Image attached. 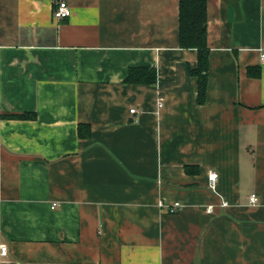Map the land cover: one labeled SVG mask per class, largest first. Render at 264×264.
<instances>
[{"label": "crops", "instance_id": "1", "mask_svg": "<svg viewBox=\"0 0 264 264\" xmlns=\"http://www.w3.org/2000/svg\"><path fill=\"white\" fill-rule=\"evenodd\" d=\"M57 1L0 0V264H264V0H206L202 103L179 0Z\"/></svg>", "mask_w": 264, "mask_h": 264}, {"label": "trees", "instance_id": "2", "mask_svg": "<svg viewBox=\"0 0 264 264\" xmlns=\"http://www.w3.org/2000/svg\"><path fill=\"white\" fill-rule=\"evenodd\" d=\"M207 15L206 0H179L178 3V43L183 49H195L197 62L195 67L188 68L190 75L197 78L198 101L202 103L205 97L206 77L209 62V49L207 46ZM252 77L260 76V69L248 70ZM130 84L151 85L156 82L154 69L147 67L129 68L124 80ZM13 119H33L32 113L7 115ZM79 135L86 137L89 131L79 127Z\"/></svg>", "mask_w": 264, "mask_h": 264}, {"label": "built area", "instance_id": "3", "mask_svg": "<svg viewBox=\"0 0 264 264\" xmlns=\"http://www.w3.org/2000/svg\"><path fill=\"white\" fill-rule=\"evenodd\" d=\"M70 8L67 5V3L64 0H58L55 4V7L52 12L53 19L56 21H62L70 16ZM261 60H264V52L261 54ZM161 106V104H159ZM135 109H130V113H135ZM208 179V188L212 192H216V181H217V174L214 171H209L207 175ZM249 201L252 204H255L257 202V198L255 195H251L249 197ZM58 204L52 203L51 208H55ZM159 207L165 208L169 212H175L178 209L182 207V205L178 202H175L171 205L163 204L161 201L159 202ZM222 207H225L227 203L225 201H222L220 204ZM208 210H211V206L207 207ZM6 252L5 245H0V255L4 256Z\"/></svg>", "mask_w": 264, "mask_h": 264}]
</instances>
